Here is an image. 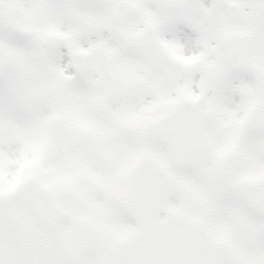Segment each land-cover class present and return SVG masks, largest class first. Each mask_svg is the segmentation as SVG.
I'll list each match as a JSON object with an SVG mask.
<instances>
[{
	"label": "snow or ice",
	"instance_id": "1",
	"mask_svg": "<svg viewBox=\"0 0 264 264\" xmlns=\"http://www.w3.org/2000/svg\"><path fill=\"white\" fill-rule=\"evenodd\" d=\"M0 264H264V0H0Z\"/></svg>",
	"mask_w": 264,
	"mask_h": 264
}]
</instances>
